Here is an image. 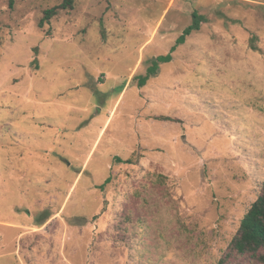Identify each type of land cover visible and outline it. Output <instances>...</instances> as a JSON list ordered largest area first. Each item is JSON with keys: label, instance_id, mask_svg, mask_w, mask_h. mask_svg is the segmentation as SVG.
<instances>
[{"label": "rangeland", "instance_id": "374dc122", "mask_svg": "<svg viewBox=\"0 0 264 264\" xmlns=\"http://www.w3.org/2000/svg\"><path fill=\"white\" fill-rule=\"evenodd\" d=\"M62 1L0 0V264H218L263 189L264 0H76L41 26Z\"/></svg>", "mask_w": 264, "mask_h": 264}, {"label": "trees", "instance_id": "16d2710c", "mask_svg": "<svg viewBox=\"0 0 264 264\" xmlns=\"http://www.w3.org/2000/svg\"><path fill=\"white\" fill-rule=\"evenodd\" d=\"M76 0H63L60 4L47 9L44 12L43 18L40 20V25L43 26L46 22H49L54 16L58 15L62 10L73 9ZM194 22L189 25L176 41L175 46L172 48L176 50L177 45L184 43L186 37L190 35L194 30L200 29V22L202 17L197 13H193ZM173 59L172 55H166L163 57L154 58L152 65L147 69L145 75L140 76V85L144 86L148 80L159 73V63L169 62ZM170 120L171 118L166 117ZM120 159V158H119ZM109 179H107L108 181ZM251 255L256 258L260 264H264V183L260 196L252 204L248 212L242 219L240 228L233 238L229 250L218 261V264H228L235 255Z\"/></svg>", "mask_w": 264, "mask_h": 264}, {"label": "crops", "instance_id": "0c3cea01", "mask_svg": "<svg viewBox=\"0 0 264 264\" xmlns=\"http://www.w3.org/2000/svg\"><path fill=\"white\" fill-rule=\"evenodd\" d=\"M23 226V225H20V227Z\"/></svg>", "mask_w": 264, "mask_h": 264}]
</instances>
